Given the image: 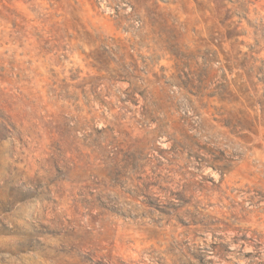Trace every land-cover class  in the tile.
Returning a JSON list of instances; mask_svg holds the SVG:
<instances>
[{
  "label": "rangeland",
  "instance_id": "374dc122",
  "mask_svg": "<svg viewBox=\"0 0 264 264\" xmlns=\"http://www.w3.org/2000/svg\"><path fill=\"white\" fill-rule=\"evenodd\" d=\"M0 264H264V0H0Z\"/></svg>",
  "mask_w": 264,
  "mask_h": 264
}]
</instances>
